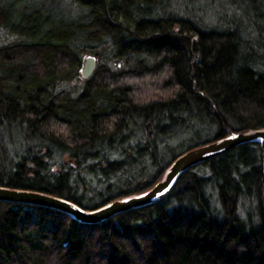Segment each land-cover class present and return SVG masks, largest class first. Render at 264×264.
I'll list each match as a JSON object with an SVG mask.
<instances>
[{"label":"trees","instance_id":"obj_1","mask_svg":"<svg viewBox=\"0 0 264 264\" xmlns=\"http://www.w3.org/2000/svg\"><path fill=\"white\" fill-rule=\"evenodd\" d=\"M64 1L74 9L40 21V10L0 0V29L18 36L0 45V186L90 210L146 190L190 146L264 127V0H232L250 31L163 0ZM86 53L98 64L84 77ZM78 74L76 92L57 88ZM81 174L99 186L78 192ZM250 199L258 215L247 224ZM0 264H264V142L200 162L157 201L95 223L0 200Z\"/></svg>","mask_w":264,"mask_h":264},{"label":"water","instance_id":"obj_2","mask_svg":"<svg viewBox=\"0 0 264 264\" xmlns=\"http://www.w3.org/2000/svg\"><path fill=\"white\" fill-rule=\"evenodd\" d=\"M81 73L89 76L94 69V56L83 57ZM244 142H264V127L240 131L233 135L193 145L172 158L161 179L146 190L114 198L101 206L85 210L71 200L39 191L0 186V200L20 201L60 209L84 223H95L131 208L149 205L165 196L180 173Z\"/></svg>","mask_w":264,"mask_h":264},{"label":"rangeland","instance_id":"obj_3","mask_svg":"<svg viewBox=\"0 0 264 264\" xmlns=\"http://www.w3.org/2000/svg\"><path fill=\"white\" fill-rule=\"evenodd\" d=\"M8 2H14L18 10H23L27 12H34L40 10L41 15L39 16L40 21L46 16V14L51 11L52 19L55 20L59 17L60 13H68L71 11L73 6L68 1L64 0H6ZM167 3V4H166ZM235 2L232 0H163L161 4V8L173 9L178 15L183 16H192L200 22H204L206 25H214L218 21L222 23L230 24L232 19L235 18L240 22L241 27L244 28L245 31H250L251 24L249 18L246 17L244 7H239L238 5H234ZM50 15V14H49ZM264 26V22H263ZM18 36H13L12 33H8L4 29H0V45L5 44L7 42L13 41L17 39ZM92 55L91 53H86L85 56ZM94 69L96 68L98 61L97 58L94 57ZM84 65V61L81 64V67ZM94 69L92 73L94 72ZM91 73V74H92ZM79 76V77H78ZM83 76L78 74L74 78L67 80L61 84H57V88H66L72 91V93L76 92L82 82ZM233 135V134H232ZM16 144H12V148L15 150H21L23 148V140L16 139ZM66 159V156L63 157ZM57 167H54L53 170H56ZM72 187L79 191H84L87 188H93L94 186H99L96 181V177L89 174L86 177L81 175H74L71 178ZM86 201V200H85ZM211 201L214 205L218 204L216 194L211 198ZM241 216L247 224H250L251 221H255L257 219V202L250 199L246 200L244 203L240 204Z\"/></svg>","mask_w":264,"mask_h":264},{"label":"flooded vegetation","instance_id":"obj_4","mask_svg":"<svg viewBox=\"0 0 264 264\" xmlns=\"http://www.w3.org/2000/svg\"><path fill=\"white\" fill-rule=\"evenodd\" d=\"M30 166L32 165V163L29 164Z\"/></svg>","mask_w":264,"mask_h":264}]
</instances>
